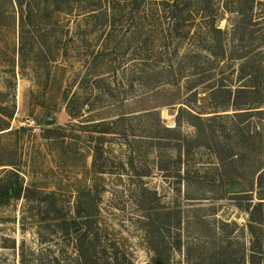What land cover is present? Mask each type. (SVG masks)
Instances as JSON below:
<instances>
[{
	"label": "rangeland",
	"instance_id": "rangeland-1",
	"mask_svg": "<svg viewBox=\"0 0 264 264\" xmlns=\"http://www.w3.org/2000/svg\"><path fill=\"white\" fill-rule=\"evenodd\" d=\"M107 1L98 22L69 0L28 28L48 30L56 61L35 48L21 69L18 13L0 0V179L34 191L0 208V264H217L229 248L242 264L244 209L264 189L224 186L218 156L245 175L264 161V0H143L139 37L102 16ZM233 101L262 112L235 117ZM50 201L80 234L54 225Z\"/></svg>",
	"mask_w": 264,
	"mask_h": 264
},
{
	"label": "trees",
	"instance_id": "trees-1",
	"mask_svg": "<svg viewBox=\"0 0 264 264\" xmlns=\"http://www.w3.org/2000/svg\"><path fill=\"white\" fill-rule=\"evenodd\" d=\"M73 2L79 4L78 7H80L82 10L87 9V11L82 13V21L84 24H91V22H98V14L96 12L98 10H102L103 7L101 6L106 2L107 0H72ZM183 1V0H182ZM173 4L177 3V5L180 4L181 0H172ZM69 0H13L12 4L17 10L18 13V56H19V65L20 68L23 69V64L26 63V60L28 58V54L32 53V51L36 48L39 51L38 57L35 58L37 62L45 61L47 62H55V56L51 57H42L44 55L43 53L45 51L49 52V54L52 53V49L47 47V34L49 33L48 30H42V31H34L29 32L27 29L30 27H34L36 23H39L41 21H50L52 14H57L62 12L64 6L69 5ZM107 4H111V6L107 7V11L102 12V16L106 19H109L111 22H113L114 25L119 27L118 31H121L122 28V22H126V24L131 26L132 28H137L138 26L145 29V23L144 21L146 19V15H143V0H112V2H108ZM207 4V3H205ZM177 5H173V7L176 8ZM203 6V5H202ZM207 8V6H205ZM113 10L112 15H108V10ZM175 15L173 13L170 14V19L174 21ZM208 27L215 32H221V29L218 28V25L215 23L214 16H211L209 18V24ZM52 32V30H50ZM135 31L139 34V29L137 28ZM48 32V33H47ZM123 32V31H122ZM125 32V31H124ZM130 32V30H129ZM68 32H63V36L67 35ZM141 42V41H140ZM66 50H63V53ZM61 56V59L64 60L68 59L66 54ZM244 57H236L234 60H241ZM33 60V61H35ZM97 60V56L93 55L91 57L90 63L95 64ZM89 63L87 59L85 58L83 60V63ZM171 77H174V75H171ZM97 82H102V80H96ZM95 81V82H96ZM255 89V88H253ZM141 91V90H140ZM140 91H135L134 93H139ZM214 91V90H213ZM211 91V92H213ZM252 91V90H250ZM240 93H248L245 89H238L236 91V94ZM252 93V92H250ZM126 99L122 98L119 100V102H123ZM75 101L71 100L69 98L67 100L66 106H67V113L69 116L73 118H77L80 116V112L77 108L74 107ZM251 105L247 103H239L238 101H233L231 104V107L234 108L236 112L234 113L235 117L239 116H246L247 114L254 113L255 115L261 114L262 110H259L258 107H250ZM253 110V111H251ZM183 112V106H180L178 109V113L176 115V127H177V120L179 119L180 114ZM194 112V111H193ZM144 114V113H143ZM206 113H189L191 118L201 120V115ZM227 115V114H225ZM221 116V115H219ZM129 116H126L125 114L119 115L116 122H122L126 120ZM100 124V122H98ZM175 128H166L163 127V130L165 132H176ZM103 133V132H102ZM240 137L242 138L241 142H243V134ZM240 143V142H239ZM218 144H214V149H218ZM224 149V148H223ZM222 153V152H221ZM235 156H238L235 155ZM241 155H239L240 157ZM230 156L228 158H223L221 156H218L219 161L222 164L220 176L222 178V181H225L226 183L224 186L227 185V180L229 178H236L237 180H242L246 186L249 188V191H252L254 184L260 189H264V161L262 164H260L258 167L254 168L253 170L248 172V175H245L244 172H238L232 170V164L235 160H232ZM19 170H8L7 174H12L16 178L19 177L18 174ZM34 193L30 188L23 187L22 183H16V185H13L9 183L5 179H0V208L3 206H6L10 203L11 200H17L22 197L28 199L29 193ZM259 196V195H258ZM45 199H54V195L52 194H45ZM259 201L255 203H249V205L244 209L248 216H247V223L245 224L243 230L247 233V237L243 243V251L244 255L242 257V264H246V257L248 256L249 264H264V198H258ZM251 200V199H247ZM50 208L49 211L51 213L50 220L56 221L55 226H61L63 231L65 232V235L69 234H80L81 227L79 223H77L75 220H68L65 215L62 213V210H57L56 203L50 201ZM58 211V213H57ZM57 214H53V213ZM47 219H45L46 221ZM44 221V220H43ZM85 236V234H84ZM83 246V245H82ZM81 254L84 257V251L83 247H81ZM220 261L217 262V264H226L224 261V258L228 257L231 264L234 263V253L232 248L229 249H223L220 254ZM261 257V258H259ZM91 261V260H89ZM93 263V261H91Z\"/></svg>",
	"mask_w": 264,
	"mask_h": 264
},
{
	"label": "water",
	"instance_id": "water-1",
	"mask_svg": "<svg viewBox=\"0 0 264 264\" xmlns=\"http://www.w3.org/2000/svg\"><path fill=\"white\" fill-rule=\"evenodd\" d=\"M180 107V106H179ZM239 190H238V188H236V190H235V192H238Z\"/></svg>",
	"mask_w": 264,
	"mask_h": 264
},
{
	"label": "built area",
	"instance_id": "built-area-1",
	"mask_svg": "<svg viewBox=\"0 0 264 264\" xmlns=\"http://www.w3.org/2000/svg\"><path fill=\"white\" fill-rule=\"evenodd\" d=\"M31 124H33V121H31Z\"/></svg>",
	"mask_w": 264,
	"mask_h": 264
}]
</instances>
